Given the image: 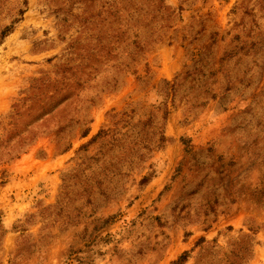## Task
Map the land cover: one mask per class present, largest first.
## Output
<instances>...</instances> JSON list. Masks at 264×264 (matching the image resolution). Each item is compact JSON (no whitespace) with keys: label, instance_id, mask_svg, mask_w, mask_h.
<instances>
[{"label":"rangeland","instance_id":"1","mask_svg":"<svg viewBox=\"0 0 264 264\" xmlns=\"http://www.w3.org/2000/svg\"><path fill=\"white\" fill-rule=\"evenodd\" d=\"M0 75V264H264V0H0Z\"/></svg>","mask_w":264,"mask_h":264},{"label":"bare ground","instance_id":"2","mask_svg":"<svg viewBox=\"0 0 264 264\" xmlns=\"http://www.w3.org/2000/svg\"><path fill=\"white\" fill-rule=\"evenodd\" d=\"M6 71L8 72V77L6 79L8 80H16V79H19L20 77V69L17 68V67H9V66H6ZM3 76L0 75V87H1V84L3 83ZM10 92L9 93H2L0 94V107H5L6 106V102L10 96Z\"/></svg>","mask_w":264,"mask_h":264},{"label":"trees","instance_id":"3","mask_svg":"<svg viewBox=\"0 0 264 264\" xmlns=\"http://www.w3.org/2000/svg\"><path fill=\"white\" fill-rule=\"evenodd\" d=\"M186 260H187V255L181 257V259H180V261H183V262H185Z\"/></svg>","mask_w":264,"mask_h":264}]
</instances>
